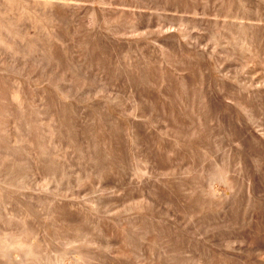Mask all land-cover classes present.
Segmentation results:
<instances>
[{
    "label": "rangeland",
    "instance_id": "obj_1",
    "mask_svg": "<svg viewBox=\"0 0 264 264\" xmlns=\"http://www.w3.org/2000/svg\"><path fill=\"white\" fill-rule=\"evenodd\" d=\"M0 264H264V0H0Z\"/></svg>",
    "mask_w": 264,
    "mask_h": 264
},
{
    "label": "bare ground",
    "instance_id": "obj_2",
    "mask_svg": "<svg viewBox=\"0 0 264 264\" xmlns=\"http://www.w3.org/2000/svg\"><path fill=\"white\" fill-rule=\"evenodd\" d=\"M35 238V237H34ZM33 242V241H32ZM37 242V241H36ZM37 243H40V242H37ZM23 258V257H22Z\"/></svg>",
    "mask_w": 264,
    "mask_h": 264
}]
</instances>
